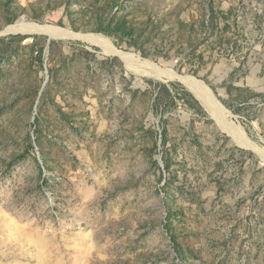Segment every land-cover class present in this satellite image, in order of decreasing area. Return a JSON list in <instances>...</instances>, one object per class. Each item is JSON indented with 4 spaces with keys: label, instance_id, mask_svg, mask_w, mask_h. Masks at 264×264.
<instances>
[{
    "label": "rangeland",
    "instance_id": "obj_1",
    "mask_svg": "<svg viewBox=\"0 0 264 264\" xmlns=\"http://www.w3.org/2000/svg\"><path fill=\"white\" fill-rule=\"evenodd\" d=\"M21 23L194 78L264 151V0H0ZM211 115L96 45L0 34V264H264V159Z\"/></svg>",
    "mask_w": 264,
    "mask_h": 264
},
{
    "label": "bare ground",
    "instance_id": "obj_2",
    "mask_svg": "<svg viewBox=\"0 0 264 264\" xmlns=\"http://www.w3.org/2000/svg\"><path fill=\"white\" fill-rule=\"evenodd\" d=\"M12 33H23V34H40L46 35L51 39H62V40H79L88 44L96 45L103 49L106 53L119 57L125 64V66L136 73L142 75L151 76L161 81H173L180 80L186 86H188L195 96L202 102L205 108L212 114L211 116L223 126V131L228 132L227 127H231V134L238 144L258 153L260 157L264 159V151L259 149L254 143H251L239 131L238 128L233 126V123L227 119V116L221 111V107L213 97V93L203 83L195 80L191 77L181 78L179 75L173 73L168 69H163L157 64H154L148 60H142L139 57L120 51L115 45L109 41L105 36L100 35H83L77 34L72 31L62 29L52 25H42L37 23H21L7 28L1 35H9ZM227 120V121H226ZM229 135V134H228ZM230 136V135H229ZM231 137V136H230ZM232 138V137H231Z\"/></svg>",
    "mask_w": 264,
    "mask_h": 264
},
{
    "label": "water",
    "instance_id": "obj_3",
    "mask_svg": "<svg viewBox=\"0 0 264 264\" xmlns=\"http://www.w3.org/2000/svg\"><path fill=\"white\" fill-rule=\"evenodd\" d=\"M83 35H86V34H83ZM227 129H228L227 131H228V132H230V130H231V127H230V126H228V127H227ZM227 134H228V133H227Z\"/></svg>",
    "mask_w": 264,
    "mask_h": 264
}]
</instances>
